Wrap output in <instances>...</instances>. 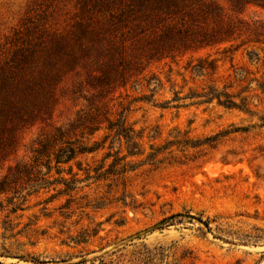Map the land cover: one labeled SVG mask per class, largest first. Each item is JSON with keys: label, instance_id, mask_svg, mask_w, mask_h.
Masks as SVG:
<instances>
[{"label": "rangeland", "instance_id": "1", "mask_svg": "<svg viewBox=\"0 0 264 264\" xmlns=\"http://www.w3.org/2000/svg\"><path fill=\"white\" fill-rule=\"evenodd\" d=\"M40 1L0 0V42ZM188 5L72 41L0 161V264H264V8Z\"/></svg>", "mask_w": 264, "mask_h": 264}, {"label": "trees", "instance_id": "2", "mask_svg": "<svg viewBox=\"0 0 264 264\" xmlns=\"http://www.w3.org/2000/svg\"><path fill=\"white\" fill-rule=\"evenodd\" d=\"M55 1L63 0H41L37 8H29L0 42V161L15 149L20 131L49 108L62 63L74 60L72 41L82 44L84 37L111 27L114 19L123 25L129 12L134 15L148 4L170 15L189 14V0H75V28L62 33L54 23ZM228 1L234 7L246 3L264 8V0ZM196 11L193 7L189 16Z\"/></svg>", "mask_w": 264, "mask_h": 264}]
</instances>
